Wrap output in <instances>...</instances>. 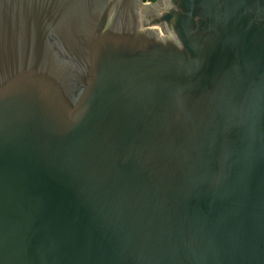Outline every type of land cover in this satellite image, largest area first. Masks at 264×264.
Segmentation results:
<instances>
[{"label": "water", "instance_id": "95a60500", "mask_svg": "<svg viewBox=\"0 0 264 264\" xmlns=\"http://www.w3.org/2000/svg\"><path fill=\"white\" fill-rule=\"evenodd\" d=\"M0 264H264V0H0Z\"/></svg>", "mask_w": 264, "mask_h": 264}, {"label": "trees", "instance_id": "16d2710c", "mask_svg": "<svg viewBox=\"0 0 264 264\" xmlns=\"http://www.w3.org/2000/svg\"><path fill=\"white\" fill-rule=\"evenodd\" d=\"M145 2H154L156 0H144Z\"/></svg>", "mask_w": 264, "mask_h": 264}]
</instances>
